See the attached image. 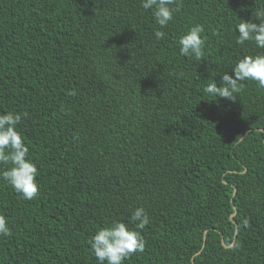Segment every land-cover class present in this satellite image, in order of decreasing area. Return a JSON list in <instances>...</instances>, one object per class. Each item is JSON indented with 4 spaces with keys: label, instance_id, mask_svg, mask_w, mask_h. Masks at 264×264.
Returning a JSON list of instances; mask_svg holds the SVG:
<instances>
[{
    "label": "trees",
    "instance_id": "obj_1",
    "mask_svg": "<svg viewBox=\"0 0 264 264\" xmlns=\"http://www.w3.org/2000/svg\"><path fill=\"white\" fill-rule=\"evenodd\" d=\"M260 8L182 0L160 29L141 0H0V114L26 113L40 185L29 201L0 177V264H96L90 237L139 207L146 248L124 264H264V88L203 92L264 54L237 43ZM197 24L201 60L177 43Z\"/></svg>",
    "mask_w": 264,
    "mask_h": 264
},
{
    "label": "clouds",
    "instance_id": "obj_2",
    "mask_svg": "<svg viewBox=\"0 0 264 264\" xmlns=\"http://www.w3.org/2000/svg\"><path fill=\"white\" fill-rule=\"evenodd\" d=\"M144 10H151L155 23L160 29L173 21L174 14L182 7V0H141ZM256 21H259L258 23ZM203 25L190 27L182 34L177 43L181 56L201 60L204 56L206 37L203 36ZM237 43L253 42L256 47L264 49V8L255 9L249 21L240 19L236 25ZM157 40L164 39L166 33L156 30ZM218 86L216 80L207 84L203 92L232 102L237 101V94L244 88V81H255L258 87L264 88V54L245 55L232 68L231 73L223 72ZM69 95H76L73 90ZM25 114L8 111L0 114V165H10L0 168V177L11 186L24 200H33L39 194L38 167L29 158V147L23 134L18 131ZM264 131V130H261ZM249 136V135H248ZM247 136V137H248ZM235 142L242 143L245 139L240 136ZM150 224L149 214L139 207L131 214L128 224L113 221L110 225L98 228L88 244L95 257L96 264H124L137 253H143L146 240L142 232ZM133 225V226H130ZM11 235L8 218L0 213V237Z\"/></svg>",
    "mask_w": 264,
    "mask_h": 264
},
{
    "label": "water",
    "instance_id": "obj_3",
    "mask_svg": "<svg viewBox=\"0 0 264 264\" xmlns=\"http://www.w3.org/2000/svg\"><path fill=\"white\" fill-rule=\"evenodd\" d=\"M236 193H237V190L235 189L234 196L236 195ZM235 215H236V213H234V215L232 216V218H234Z\"/></svg>",
    "mask_w": 264,
    "mask_h": 264
}]
</instances>
